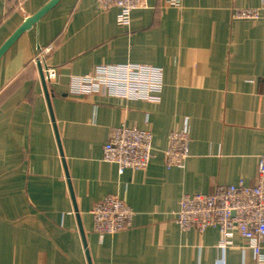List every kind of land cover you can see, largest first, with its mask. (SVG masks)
I'll use <instances>...</instances> for the list:
<instances>
[{
    "label": "crops",
    "instance_id": "1",
    "mask_svg": "<svg viewBox=\"0 0 264 264\" xmlns=\"http://www.w3.org/2000/svg\"><path fill=\"white\" fill-rule=\"evenodd\" d=\"M49 1L0 0V49ZM148 3L122 26L117 6L60 0L0 57V264H261L239 233L221 247L218 228L182 230L175 214L186 193L258 182L264 14L238 20L234 10L264 0ZM47 47L59 74L50 100L33 61ZM128 64L161 70L157 100L76 91L98 68ZM120 125L152 132L147 169L103 160ZM184 127L190 156L168 168L169 135ZM108 195L135 215L129 228L100 234L91 211Z\"/></svg>",
    "mask_w": 264,
    "mask_h": 264
},
{
    "label": "built area",
    "instance_id": "2",
    "mask_svg": "<svg viewBox=\"0 0 264 264\" xmlns=\"http://www.w3.org/2000/svg\"><path fill=\"white\" fill-rule=\"evenodd\" d=\"M148 1L98 0L104 9L110 6L120 8L118 23L122 26L130 24L132 11L148 7ZM165 3L180 7L182 0H165ZM263 14L264 5L236 7L234 10V18L238 20H259ZM50 50V47L41 49L33 59L41 65L47 87L59 75L58 70L47 62L46 55ZM161 75L160 69L144 65L102 67L94 76L81 78L76 91H96L107 87L116 95L157 100L156 93L162 85ZM189 149L188 128L172 131L165 150L166 166H183L190 156ZM153 157V134L148 129L127 125L114 127L104 145L103 160L116 163L121 171L126 168L145 170ZM91 213L95 230L100 234H114L129 228L135 215L132 207L115 195L98 201ZM175 222L182 230L204 232L210 227L218 228L222 238L217 245L221 247L231 245L235 233H239L248 241L257 261L264 263V154L259 157L257 184L248 185L240 181L218 185L210 193H186L180 199Z\"/></svg>",
    "mask_w": 264,
    "mask_h": 264
},
{
    "label": "water",
    "instance_id": "3",
    "mask_svg": "<svg viewBox=\"0 0 264 264\" xmlns=\"http://www.w3.org/2000/svg\"><path fill=\"white\" fill-rule=\"evenodd\" d=\"M60 0H50L47 4H45L37 13L33 16L28 17L25 22L19 27V29L6 41V43L0 49V57L3 53L11 46L13 42L17 40V38L29 27H31L34 23H36L47 11H49L54 5H56ZM39 69L41 72L42 82L44 84L45 94L47 98L50 100L49 90L46 85V82L43 77L42 67L39 65Z\"/></svg>",
    "mask_w": 264,
    "mask_h": 264
}]
</instances>
